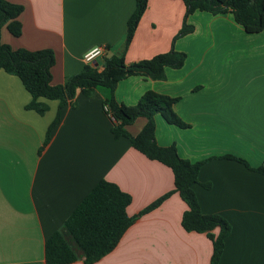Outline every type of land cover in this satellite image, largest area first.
<instances>
[{"label": "crops", "instance_id": "crops-1", "mask_svg": "<svg viewBox=\"0 0 264 264\" xmlns=\"http://www.w3.org/2000/svg\"><path fill=\"white\" fill-rule=\"evenodd\" d=\"M7 1L24 8L22 34L14 37L3 27L1 42L14 50H52L54 86L81 73L84 55L95 47L105 49L96 61L100 68L105 58L122 55L136 9V0ZM185 13L182 0L148 1L126 63L173 48L186 53V62L167 68L165 80L121 81L115 99L136 106L148 91L179 98L174 111L187 127L156 115V143L174 145L190 162L206 161L193 186L200 210L232 227L220 264H264V174L255 170L264 168V30L247 33L231 14L195 12L188 18L194 32L174 43ZM111 97L110 89L98 88L78 92L75 105L41 99L48 107L41 115L27 109L32 96L20 78L0 70V264H46V242L102 180L132 197L130 216L175 189L170 168L127 138H115L104 109ZM145 124L139 118L127 131L136 136ZM186 210L172 194L95 264H211L210 239L182 227Z\"/></svg>", "mask_w": 264, "mask_h": 264}, {"label": "trees", "instance_id": "trees-1", "mask_svg": "<svg viewBox=\"0 0 264 264\" xmlns=\"http://www.w3.org/2000/svg\"><path fill=\"white\" fill-rule=\"evenodd\" d=\"M148 1L136 0L135 12L127 24L124 53L146 12ZM182 1L186 6V13L174 43L194 32V26L188 23V18L195 12L231 14L235 22L247 33H260L264 30V0ZM23 10L21 5L0 0V35L1 29L7 27L14 37L21 36L22 24L19 18ZM124 53L105 58L102 68L95 64L86 65L81 73L68 77L61 85L54 86L52 68L55 57L52 50H14L3 44L0 39V70L20 78L32 96L27 109L42 115L48 107L40 101L41 99L59 101L63 107L67 104L75 105L78 92L91 95L98 88H108L112 97L105 100L104 107L107 106L110 110L111 114L108 115L112 120V133L115 138H127L134 149L148 159L167 166L174 174L175 189L146 207L137 216H130L127 212L132 202L129 194L112 182L100 181L65 221L62 230L46 242V264H72L79 259H82L84 264H95L117 247L123 235L138 218L158 208L175 193L180 195L187 206L182 217V227L187 232L205 234L212 242L211 264H220L225 240L232 227L222 216L204 215L200 210L193 186L199 183V171L206 161L190 162L180 157L174 145L161 147L156 143V115H161L171 125L182 129L187 127L174 111L179 98L148 91L136 106H126L115 99V90L121 81L132 76L165 80L166 69H181L187 55L173 48L150 60L127 64ZM139 118H145L146 124L138 135L133 136L127 131V127ZM57 121L58 118L49 129L46 144ZM237 160L249 166L245 161ZM255 170L264 174L263 167Z\"/></svg>", "mask_w": 264, "mask_h": 264}, {"label": "built area", "instance_id": "built-area-1", "mask_svg": "<svg viewBox=\"0 0 264 264\" xmlns=\"http://www.w3.org/2000/svg\"><path fill=\"white\" fill-rule=\"evenodd\" d=\"M104 53H105L104 47H95L84 55V61L87 65H93L97 61L98 58L103 56ZM104 109L106 112H108L107 114L110 113V110L107 106L104 107Z\"/></svg>", "mask_w": 264, "mask_h": 264}, {"label": "water", "instance_id": "water-1", "mask_svg": "<svg viewBox=\"0 0 264 264\" xmlns=\"http://www.w3.org/2000/svg\"><path fill=\"white\" fill-rule=\"evenodd\" d=\"M95 65H98V63H97V62H95Z\"/></svg>", "mask_w": 264, "mask_h": 264}]
</instances>
